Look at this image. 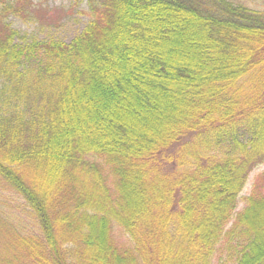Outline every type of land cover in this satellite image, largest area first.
Instances as JSON below:
<instances>
[{
  "label": "trees",
  "instance_id": "obj_1",
  "mask_svg": "<svg viewBox=\"0 0 264 264\" xmlns=\"http://www.w3.org/2000/svg\"><path fill=\"white\" fill-rule=\"evenodd\" d=\"M248 1L88 0L67 43L0 0V191L36 225L0 200V264H264V171L241 196L264 165Z\"/></svg>",
  "mask_w": 264,
  "mask_h": 264
},
{
  "label": "rangeland",
  "instance_id": "obj_2",
  "mask_svg": "<svg viewBox=\"0 0 264 264\" xmlns=\"http://www.w3.org/2000/svg\"><path fill=\"white\" fill-rule=\"evenodd\" d=\"M249 5L257 9L264 8V0H249ZM34 12L28 19L12 16L9 22L13 27L26 34L29 38H36L39 40L55 38L64 42H71L77 35H79L90 20L88 15L89 5L88 0H83L79 5L74 4V0H34ZM38 14L44 15L38 17ZM264 171V165L257 168L249 177L248 182L242 192L241 196H247L253 189V185L258 175ZM1 186V185H0ZM0 200H10L11 204L8 209L16 213L23 212L24 202L19 199V195L15 191L5 189L0 191ZM5 196V197H4ZM245 206V202L241 199L239 209ZM7 212V211H6ZM24 213V212H23ZM22 226L28 228H36L30 226V219L24 213L20 215ZM213 264H220L218 258Z\"/></svg>",
  "mask_w": 264,
  "mask_h": 264
}]
</instances>
